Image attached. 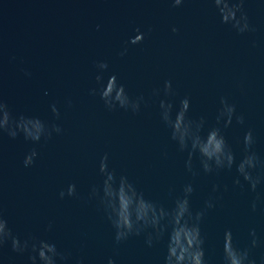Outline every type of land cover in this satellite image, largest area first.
<instances>
[{
    "label": "water",
    "instance_id": "water-1",
    "mask_svg": "<svg viewBox=\"0 0 264 264\" xmlns=\"http://www.w3.org/2000/svg\"><path fill=\"white\" fill-rule=\"evenodd\" d=\"M245 11L252 30L239 33L221 22L212 0H185L179 7L171 0H0V96L15 115L39 116L62 128L39 143L23 134L0 135V209L13 233L21 240L55 242L71 254L58 264L81 258L84 264H107L109 257L117 264H164L167 234L152 246L146 233L117 243L91 195L103 183L99 166L108 153L110 168L165 207H173L190 182L193 212L214 201L201 224L208 264H223L226 229L239 247L250 249L256 264H264V0H246ZM137 28L145 33L143 42L127 43ZM98 61L109 64L105 80L115 73L129 94L144 97L139 113L110 110L91 93L99 87ZM167 80L174 95L165 97ZM154 89L161 90L159 96ZM185 96L191 98L189 116L205 118V134L217 124L222 97L236 105L244 123L233 119L220 126L237 164L245 155L244 134L253 130L251 150L260 159L255 174L261 176L255 191L243 177L235 183V165L206 173L198 153L193 157L198 174L188 170V151L171 139L159 107L167 98L178 108ZM34 147L39 155L25 167ZM71 183L77 195L61 198ZM30 255V249L13 251L9 241L0 249V264H31Z\"/></svg>",
    "mask_w": 264,
    "mask_h": 264
},
{
    "label": "clouds",
    "instance_id": "clouds-1",
    "mask_svg": "<svg viewBox=\"0 0 264 264\" xmlns=\"http://www.w3.org/2000/svg\"><path fill=\"white\" fill-rule=\"evenodd\" d=\"M185 0H171L173 7L181 6ZM220 14L221 22L229 24L239 33L250 31L251 25L249 17L245 11L246 0H212ZM99 27V26H98ZM136 35L130 37L127 43L139 44L145 38V33L139 28ZM173 32L179 31L173 27ZM127 52L125 47L120 55ZM97 68L101 71L95 79L98 88L91 89L93 95L99 94L105 106L110 110L122 108L133 113L141 111L143 96L134 97L129 94L125 84L121 83L118 76L113 73L107 80L104 78V71L109 68L107 61H98ZM161 90L154 89L153 94L159 96ZM163 92L165 97L174 95L171 80L164 82ZM221 108L216 117L217 124L208 128L206 134L204 127L206 120L203 116L199 120H194L189 116L191 108V98L183 97L179 101L177 108L174 101L167 98L159 101L162 120L171 129V139L175 141L180 150H187L189 158L186 162L187 168L193 173H198L193 169V157L199 154L200 164L206 173L219 172L223 169H231L234 165L239 174L235 180L240 184L239 177L247 181L252 190L255 191L261 182V176L255 174V170L260 162L259 156L252 151L255 143L253 130L249 129L243 137L245 155L237 164L236 154L232 150L227 137L220 126L224 127L233 123H244V116L236 114V105L229 103L227 97L221 98ZM52 111L59 118L60 110L53 104ZM53 131L62 132L58 124L49 125L39 116L15 115L6 100L0 96V135L6 133L11 138H17L23 134L25 140L39 143L42 138H51ZM39 155L34 147L24 159L25 167L35 163V158ZM109 155L105 153L101 159L99 171L103 176V183L99 187H93L91 195L97 198L111 222L115 233L114 239L117 243L128 240L133 235L147 234L146 243L149 246L155 241L162 239L167 234V254L164 264H208L205 250V237L201 224L206 215L207 209L215 207L212 199L205 202L203 210L193 212L191 196L195 191L193 183H187L182 189V194L175 199L174 206L165 207L155 200L148 198L137 185L129 179L127 175H118L115 168L109 167ZM219 185H214L213 191H218ZM227 189V186H225ZM65 195L76 196L77 186L71 183L66 191L60 192V197ZM255 208V204H253ZM49 229L52 224H49ZM255 237V229L252 230ZM11 242L12 250L23 253L31 250L29 260L31 264H58L59 260H67L71 255L62 252L57 244L48 239H40L32 236L21 240L9 227L8 220L0 209V249ZM257 239L252 240V246H256ZM77 264H84L81 258ZM107 264H117L114 257H109ZM223 264H256L255 259L250 256V249L241 248L235 242L231 229H226L223 235Z\"/></svg>",
    "mask_w": 264,
    "mask_h": 264
}]
</instances>
